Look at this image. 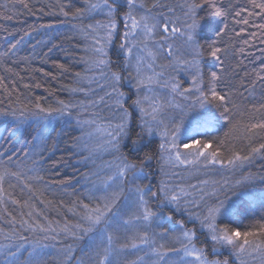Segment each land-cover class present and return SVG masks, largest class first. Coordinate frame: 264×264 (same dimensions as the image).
Segmentation results:
<instances>
[{
	"label": "snow or ice",
	"instance_id": "6c2138e0",
	"mask_svg": "<svg viewBox=\"0 0 264 264\" xmlns=\"http://www.w3.org/2000/svg\"><path fill=\"white\" fill-rule=\"evenodd\" d=\"M14 2L36 14L30 0ZM39 12L63 17L60 23L70 25L78 38L81 54L73 63L84 65V74L75 72L76 86L65 90L89 99L58 100L53 107L37 97L31 107L7 105L0 118L12 117L15 133L30 118L47 120L53 113L72 116L75 111L80 135L73 147L80 149L79 163L88 169L82 175L90 187H85L87 202H74L70 209L75 223L40 222L43 214L33 201L44 204L41 197L52 183L42 175L46 129H37L27 149L0 146V221L10 229L0 228V235L12 241L0 245V264H20L22 251L27 264H46L47 254L37 247L28 250L14 242L28 239L23 232L43 233L44 239L58 243L70 237L74 243L60 250L59 264L264 261V165L259 172L246 170L255 160L264 161V86L257 92L255 81L251 87L244 79L238 81L231 60L237 51L235 37L247 34L264 42V0H56L54 8ZM53 27L41 24L32 31ZM248 28L258 32L247 33ZM32 31L0 51V69L9 76H19L11 65L30 66L31 58H20L18 52ZM242 42L249 44L248 39ZM37 44L47 46L45 56L59 47L51 40ZM56 66L62 76L70 71L64 64ZM255 78L264 82V68ZM6 79L0 76L5 90ZM225 126L223 138L207 135ZM154 160L161 177L155 191L142 184L153 174ZM237 172L239 178L233 179ZM17 188L27 198H15ZM257 188L259 198L251 202L253 208L259 206L256 223L245 230L218 223L236 216L226 203L229 193ZM10 205L27 211L17 213ZM176 214L198 223L199 234L186 227L185 219H175ZM121 232L123 243L118 240ZM76 242H82L78 257Z\"/></svg>",
	"mask_w": 264,
	"mask_h": 264
},
{
	"label": "trees",
	"instance_id": "16d2710c",
	"mask_svg": "<svg viewBox=\"0 0 264 264\" xmlns=\"http://www.w3.org/2000/svg\"><path fill=\"white\" fill-rule=\"evenodd\" d=\"M83 0H81V3ZM167 2L174 3L175 0H167ZM243 2V0H242ZM56 0H30V8L35 15H32L28 10L24 9L14 0H0V51L6 50L7 42H15L26 31H32L33 28H39L41 24H52L53 28H40L39 31H32L31 37H26L22 42L23 46L18 52V57H30L31 64L26 69L24 63L18 65H11L19 76H9L0 69V76H6L7 79L4 84L7 86L6 90L3 85H0V109H5L7 105L12 107H24L26 104L31 107L30 101L35 100L37 97L41 98V103L45 106L57 105L58 100H63L66 103L72 101L87 102L88 97H85L82 93L70 94L66 91V88L75 87L74 73L81 72L84 74V65L74 64L73 60L77 58L81 53L78 49V38H74L73 34L69 31L70 25L61 24L60 21L63 17L43 15L39 12V9L43 8L44 11L49 10V6H53ZM11 16L12 19H8ZM100 19V17H97ZM240 27H244L241 25ZM7 28L8 31H4ZM8 32L15 33V36H11ZM258 32L256 28H248L247 33ZM243 39H248L249 44H243ZM38 40H45L56 43L59 47L55 48L53 52L48 53L47 56L43 53L47 52V46L44 44H37ZM237 51L231 56L232 64L236 69L239 79H244L249 87L252 82H256L257 92L264 86V82L256 81L255 73L259 69L264 68V42L259 38L253 39L251 36L245 34L241 37H235ZM33 45H36L33 49ZM243 48L241 53L239 49ZM75 49V50H74ZM64 64L69 68V73L60 74L61 69L56 65ZM47 73V75H45ZM25 84L28 85L25 88ZM39 85V87H36ZM93 88L96 85H92ZM123 90H129L128 85L125 84ZM11 92V97L8 93ZM102 94V93H100ZM18 98V99H17ZM251 106V105H249ZM106 114V113H105ZM43 115V114H41ZM257 118H260L261 114H256ZM12 117L0 118V146L5 149L15 147L17 150L24 148L27 149L32 144V138L36 135L38 128L46 129V136L48 137L46 143L48 151L45 153L44 172L47 181H51L49 190L41 197L45 203L40 204L39 201H33L36 204L37 211L42 212L40 222L52 221L53 226L58 222L63 225L65 222L73 224L76 222V217L73 215L70 209L74 202L85 199V187H90L84 181L82 172L88 171L84 168L79 161L82 159L78 153L80 149L73 147V142L77 136L80 135L79 129L75 126V111L72 116H61L58 113H53L47 120H36L30 118L28 123L21 129L13 133ZM223 124L224 122L221 121ZM228 130L227 126L218 127L216 129L209 130L208 136H215L217 138H223L224 132ZM207 138V137H206ZM77 153V154H74ZM103 159H112L111 156L101 153ZM101 161H98L100 163ZM152 175L148 179L142 182L143 186L152 187L153 191L156 190L155 185L160 181V174L158 164L154 160L152 162ZM264 165V161L259 159L255 160L252 165L247 167V171L259 172L261 166ZM31 166V165H29ZM91 167V165H89ZM215 177V176H214ZM220 177V176H219ZM222 179V177H220ZM239 178V172L233 179ZM79 181V183L77 182ZM196 181L193 180V183ZM260 189H238L237 194L233 195L229 193L231 199L228 201H235L234 210L236 216L231 220H221L218 223H229L230 226L239 227L241 230H245L252 224L256 223L259 218V206L252 207V201L258 200ZM14 196L17 199L27 198L22 195L19 188L14 190ZM223 198V197H222ZM51 201V204L48 203ZM155 208L156 205H153ZM16 209V206L10 205V210ZM27 211V209H16V212ZM167 212V210H165ZM170 214V213H169ZM175 219H185L186 227H195L199 234V224L188 222L187 217H181L179 214L174 216ZM27 219V216H25ZM19 227V226H17ZM0 228L4 231H9V226L0 221ZM24 236H27V240H19L14 238L16 244H23L26 249L31 250L34 246L38 248L42 253L47 254L45 257L46 264H59V252L64 249L68 244L74 243L71 238L63 239L59 243L55 240L44 239L43 233H31L23 232ZM203 240L204 237L201 236ZM12 241L4 240L0 235V245L8 244ZM82 242H76V250L74 255L79 256V246ZM48 245V247H42ZM4 257L0 255V261H3ZM28 256L26 251H22L20 258V264H27ZM262 261L260 257L252 260L250 264H256ZM75 264V261L72 262Z\"/></svg>",
	"mask_w": 264,
	"mask_h": 264
},
{
	"label": "rangeland",
	"instance_id": "374dc122",
	"mask_svg": "<svg viewBox=\"0 0 264 264\" xmlns=\"http://www.w3.org/2000/svg\"><path fill=\"white\" fill-rule=\"evenodd\" d=\"M181 79H182V81H184V83H185V85L187 84V77H185L182 73H181ZM126 93H129V91L128 90H124ZM189 119H190V117H189ZM215 179H221L219 176H215L214 177ZM148 187V186H147ZM153 190V189H152ZM233 202H235V201H233ZM233 202H231V201H226V203H228L229 204V206H231V207H234V203ZM128 239L130 240L131 239V236H130V234H129V236H128ZM118 240H119V242L120 243H123L124 242V233L123 232H121L120 233V235H119V237H118ZM119 246V244L117 245V247ZM223 251V250H222ZM132 259H135V257H132ZM256 264H264V261H260L259 263H256Z\"/></svg>",
	"mask_w": 264,
	"mask_h": 264
}]
</instances>
